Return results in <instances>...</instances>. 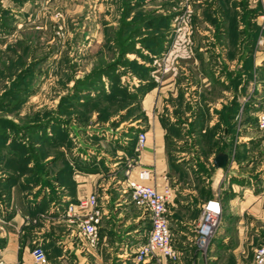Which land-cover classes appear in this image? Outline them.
<instances>
[{
	"label": "rangeland",
	"instance_id": "1",
	"mask_svg": "<svg viewBox=\"0 0 264 264\" xmlns=\"http://www.w3.org/2000/svg\"><path fill=\"white\" fill-rule=\"evenodd\" d=\"M226 5L229 1L225 0L222 6ZM231 5L243 8L241 20L245 29L250 26L254 30V33L245 31L248 34L245 42L255 36L254 44L247 43L249 46L246 44L245 48L246 54L251 50L252 55L239 71H243L245 100L237 120L242 127L245 124L246 131L264 138L259 127L264 103L254 98L264 84V65L256 63L264 51V0H239ZM196 6L205 3L202 0L0 1V179L12 174L19 178L11 188V199L6 193L0 195V215L6 220L0 230L10 222L7 215L22 203L19 198L34 199L42 194L49 202L57 194L66 203L54 199L50 208L43 206L31 211L22 230L42 232L44 236L54 230L61 232L56 241L59 239V245L66 248L62 253L65 264H79L83 258L84 264H255L254 250L264 243V223L250 224V218L243 228L245 225L238 223V217L230 216L231 201L236 196L235 181L215 170L214 158L210 159L215 144L206 142L205 134L192 142L169 144L176 175L170 184L179 188L180 202L172 222L178 260L137 258L136 245L146 242L152 225L149 214L121 186L128 161L138 159L135 151L132 155L125 153L130 145L123 146L119 140L126 133L135 132L127 124L141 118V101L146 92L190 70L189 63L196 54ZM182 19L187 23L186 38L190 42L186 52L190 55L179 58L175 45L179 39L177 28L186 24ZM121 58L127 64L115 68L117 83L109 71L92 85L95 87L88 88L92 79L87 81V87L82 83ZM215 65L219 67L218 63ZM117 85L120 92L124 90L129 97L137 94L139 99L133 101L123 94L111 100L108 95ZM103 91L106 95L100 98ZM137 103L139 108L130 112L132 104ZM33 145L35 148H31ZM14 152L19 156L33 152L39 166L46 163L45 170H39L43 182H28L32 174L14 169L22 167L20 160L13 162ZM258 156L263 162L264 150ZM33 162H29L30 168ZM93 171L102 173L99 183L108 184L109 199L112 187L116 186L127 198L128 206H135L138 214H142L138 222L142 237L131 238L132 249L127 247L126 255L117 254L122 241L115 244L101 232L97 245L88 246L81 235L79 219L67 216L69 206L81 198L67 196L73 193L71 177ZM209 197L222 202L224 216L214 237L204 245L198 240L195 225L201 200ZM132 210L134 214L136 211ZM44 242L48 243V239L31 243L46 250ZM47 256L49 260L48 253Z\"/></svg>",
	"mask_w": 264,
	"mask_h": 264
},
{
	"label": "crops",
	"instance_id": "2",
	"mask_svg": "<svg viewBox=\"0 0 264 264\" xmlns=\"http://www.w3.org/2000/svg\"><path fill=\"white\" fill-rule=\"evenodd\" d=\"M202 1L205 6H196L194 17L196 54L195 60L189 63L190 70L181 72L174 80L169 78L170 80L162 86L154 87L144 94L141 113H144L145 118L129 122L127 127L135 128V132L126 133L119 142L123 146L130 145L125 153L132 155L131 153L135 151L138 167H148L154 171V178L150 184L161 189L176 176L170 160V142H192L205 134L208 137L206 142L215 144L210 159L219 153H226L229 156L226 169L214 167L217 172L221 171L222 176L225 175L235 181L233 191L236 196L231 201L230 216L232 219L238 217V223L244 224V228L250 218H252L250 224L254 221L264 223V160L262 162L258 156L259 151L264 150V138L254 131H246L245 124H242V127L237 120L245 100L242 90L243 71H239L241 64L252 55L251 50H247L246 54V44L255 42L253 35L247 43L245 42L246 35L248 37L245 31L254 33V30H250L248 20L249 24H246L249 27L245 29L246 25L241 20L243 8L231 5L232 2L239 0H226L229 1V5L226 6H222L225 0ZM249 15L250 13H247L246 18L247 16L249 18ZM217 63L219 67L215 65ZM256 63L264 65V51L259 54ZM254 98L264 103V84ZM141 131H146L149 139L145 147L136 152L137 137ZM101 175V172L95 171L73 175L71 177L73 193L69 191L67 196L75 199L89 195L94 190L100 191L101 196L106 194L109 214L104 217L100 232L102 236L114 240L115 244L118 240L122 241L117 254L126 255L125 250L128 251L127 247L131 248L133 242L130 241L131 238L142 237L138 227L142 214H138L135 206H128L127 198L116 186L112 187L114 189L109 199L108 184L99 183ZM62 187L66 186L63 184ZM175 188L178 197L179 188L177 185ZM177 197L171 205V228L172 222L175 221L174 210L180 202ZM32 199L19 198L22 206L17 204L15 212L9 213L10 222L0 230V258L7 262L37 264L31 254L33 248L31 242L48 239V243L44 242L49 255L48 264H65L62 253L66 248L59 245L61 244L59 239L56 241L57 238H61L59 236L61 232L54 230L51 235L44 236L42 232L25 231L22 228L25 225V217L31 211L43 206L50 208L54 199L62 201L63 205L66 202L57 194H53L49 202H46L42 194ZM219 202L224 216V206L220 200ZM132 209L136 211L134 214ZM137 232L139 234H136ZM82 260L79 264H84L86 258Z\"/></svg>",
	"mask_w": 264,
	"mask_h": 264
},
{
	"label": "built area",
	"instance_id": "3",
	"mask_svg": "<svg viewBox=\"0 0 264 264\" xmlns=\"http://www.w3.org/2000/svg\"><path fill=\"white\" fill-rule=\"evenodd\" d=\"M185 23L186 21L182 19ZM187 23L177 28L179 39L175 48L179 58L186 55L187 44L190 42L186 38ZM184 50V54L182 52ZM259 127L264 134V108L259 115ZM149 139L146 131H141L137 137V147L139 151L145 147ZM125 179L121 182L124 190L131 193L132 200L137 206L143 208L149 214L152 228L146 242L137 248V258L156 260L165 259L176 261L179 258V251L174 245V235L171 228V205L177 197V189L170 183L164 184L161 189L150 184L154 178V171L148 167H138V161L129 160L125 171ZM101 198H103L101 200ZM107 195H100V192H93L82 196L76 203L69 206L67 216L72 219H79L81 235L85 238L87 245L95 247L99 240L100 228L105 216L109 214L106 199ZM223 210L218 199H210L203 203L199 217L195 225V232L198 240L204 245L214 237L222 223ZM6 223L4 217L0 215V226ZM31 254L35 263L48 264L46 250L35 245ZM255 264H264V243L254 250ZM0 264H20L19 262H7L0 258Z\"/></svg>",
	"mask_w": 264,
	"mask_h": 264
},
{
	"label": "trees",
	"instance_id": "4",
	"mask_svg": "<svg viewBox=\"0 0 264 264\" xmlns=\"http://www.w3.org/2000/svg\"><path fill=\"white\" fill-rule=\"evenodd\" d=\"M1 1V0H0ZM123 60H125L124 58H121L120 60H119V62H117V64H109V65H107L104 69H102V70H100L99 72H96V73H94L92 76H88L87 78H86V80L85 81H83L82 83L87 87V81L89 80V79H92V80H94L93 81V83H89L88 84V88H92V87H95V86H92V85H94L96 82L98 83V81L101 79V76L104 74V73H106L107 74V71H109V76H111V77H113V79H114V81H116L115 83H117V81L119 80V76L117 75V71H116V67L119 65V64H122L123 65V63H124V65H126L127 64V62H123ZM92 80H89V81H92ZM82 87V86H81ZM117 88H115L114 87V89H112L113 90V92H110L109 93V95H108V97H110V99L111 100H113V99H118V97L120 96V95H127L128 96V94L126 93V92H124V90H122V92H120V90L121 89H118V85L116 86ZM102 88V87H101ZM144 92H142V94H143ZM102 95V97H100V98H103V96H105L106 95V93L103 91V93L101 94ZM100 95V96H101ZM129 97V96H128ZM127 97V98H128ZM129 99L130 100H133V101H136V100H138L139 99V95H131L130 97H129ZM133 106L129 109V111L130 112H132L134 109H136V108H139V106H138V103H137V105L136 104H132ZM141 113V112H140ZM145 115H144V113H141V117H144ZM145 118V117H144ZM122 119V118H121ZM121 121H123V120H120V122ZM135 145V143H133V146ZM7 147V146H6ZM31 148H35V146L33 145V146H31ZM33 153V152H32ZM30 154V153H28V154H23V156H19L20 154H18L17 152H14V155L16 156V158L14 157L13 158V162H15V161H18V160H20L19 162H21L22 163V167L21 168H18L17 166L14 168L15 170H18V171H20L21 173H24V174H26V173H30V174H32V176H30L28 179V182H33L34 184L35 183H39V182H43V173L41 174L40 173V169H44L45 170V167H46V163L44 164V163H42V165H40L39 166V162H38V160L39 159H37V157H35L33 154ZM17 157H19V158H17ZM21 157V158H20ZM31 160H33L34 162V164H32L33 166L30 168V166H29V162L31 161ZM7 164H8V162H7ZM9 164H11L10 162H9ZM70 176V175H69ZM18 180H19V178H17V176H14L13 174L11 175V176H8L7 178H1L0 179V195L1 194H3V193H6V195L8 194V198L9 199H11L9 196H10V192H11V188L13 187V185H16L17 184V182H18ZM57 181H59V180H57ZM62 183V182H61ZM60 183V184H61ZM64 183V182H63ZM62 183V184H63ZM210 199H213V198H211V197H209V198H205V199H202L201 201H202V203L204 202V201H207V200H210ZM33 212H35V211H32V213ZM8 217H10V214H8L7 215Z\"/></svg>",
	"mask_w": 264,
	"mask_h": 264
},
{
	"label": "water",
	"instance_id": "5",
	"mask_svg": "<svg viewBox=\"0 0 264 264\" xmlns=\"http://www.w3.org/2000/svg\"><path fill=\"white\" fill-rule=\"evenodd\" d=\"M229 162V156L226 153H219L214 158L216 168L226 169Z\"/></svg>",
	"mask_w": 264,
	"mask_h": 264
}]
</instances>
